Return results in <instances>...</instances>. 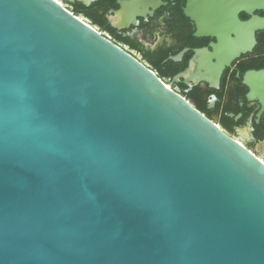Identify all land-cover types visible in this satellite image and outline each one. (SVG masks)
I'll return each mask as SVG.
<instances>
[{"label":"water","instance_id":"1","mask_svg":"<svg viewBox=\"0 0 264 264\" xmlns=\"http://www.w3.org/2000/svg\"><path fill=\"white\" fill-rule=\"evenodd\" d=\"M258 11L188 0L218 44L168 84L63 0H0V264H264V160L173 88L251 51Z\"/></svg>","mask_w":264,"mask_h":264},{"label":"flooded vegetation","instance_id":"2","mask_svg":"<svg viewBox=\"0 0 264 264\" xmlns=\"http://www.w3.org/2000/svg\"><path fill=\"white\" fill-rule=\"evenodd\" d=\"M64 1L71 8L78 5L81 9H94L101 17L103 31L152 68L151 60L160 61V73L168 84L190 67L199 52L208 50L212 53L218 44L215 37L196 36V23L185 15L188 0H154V9L138 17L135 24L122 29H115L108 16H113V12L120 10L121 3L129 0ZM255 15L264 17V12L258 11ZM240 18L247 21L251 16L241 13ZM180 56L178 61L173 60ZM211 63V73L196 74L190 82L180 79L173 88L182 95L191 93L192 102L198 109L264 160V94H256L253 89L255 83L258 88L264 85V78L255 76L264 71V30L256 32L252 50L225 65L219 76L215 74V66L221 60L213 57Z\"/></svg>","mask_w":264,"mask_h":264},{"label":"trees","instance_id":"3","mask_svg":"<svg viewBox=\"0 0 264 264\" xmlns=\"http://www.w3.org/2000/svg\"><path fill=\"white\" fill-rule=\"evenodd\" d=\"M73 11L77 14H83L85 15L87 18H89L95 25L99 26L102 30H105L102 25H101V17L96 13V11L94 9H81L78 5H73ZM112 31V30H111ZM113 33V31H112ZM113 35V34H112ZM116 37V36H115ZM117 41L121 42V43H125L124 40H121L120 38H116ZM153 64V69L157 70L160 73L161 70V62L160 61H152ZM159 76L162 78L161 73L159 74ZM183 96H185L187 99L192 101V94L191 93H184ZM200 110V109H199ZM201 111V110H200ZM202 112V111H201Z\"/></svg>","mask_w":264,"mask_h":264},{"label":"rangeland","instance_id":"4","mask_svg":"<svg viewBox=\"0 0 264 264\" xmlns=\"http://www.w3.org/2000/svg\"><path fill=\"white\" fill-rule=\"evenodd\" d=\"M64 1V0H63ZM65 2V1H64ZM66 3V2H65ZM106 33V32H105Z\"/></svg>","mask_w":264,"mask_h":264}]
</instances>
